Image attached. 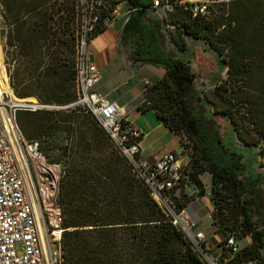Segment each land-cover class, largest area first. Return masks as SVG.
I'll return each mask as SVG.
<instances>
[{"label":"trees","instance_id":"1","mask_svg":"<svg viewBox=\"0 0 264 264\" xmlns=\"http://www.w3.org/2000/svg\"><path fill=\"white\" fill-rule=\"evenodd\" d=\"M128 1L133 10L120 36L128 57L165 68V74L147 86L145 100L178 139L183 134L189 140L188 145H183L179 139L181 149L189 152V159L175 188L182 199L177 200V205L186 206L197 197L195 192L204 195L205 187L199 175L209 173L210 199L217 217L214 222L219 228L233 232L237 241L251 238L250 243L240 247L224 264H242L247 259L264 264V224L259 225L254 219L262 200L261 190L253 179L244 175L241 155L222 144L219 123L214 117L204 116L207 107L199 103L193 86L196 74L188 63L166 50L161 23L145 20L149 0ZM0 2L4 4V0ZM48 2L7 0L8 14L16 23L8 33L11 59L14 64L19 60L11 72L8 69L9 84L17 97L35 96L41 103L66 105L76 98L74 30L78 11L75 0H61L56 12L64 16L60 15L59 25L54 28L55 14L53 8L47 7ZM216 14L217 11L210 17L192 16L185 2L176 4L162 20L182 34L203 38L223 55L224 48L215 37L224 41L239 36L256 11L236 13L238 17L230 14L225 19ZM167 15L172 18L168 19ZM105 29L98 27L93 37ZM251 29L252 36L240 34L242 46L236 52L239 59L249 52L257 53L264 44V17ZM66 52L70 55H65ZM46 59L49 60L46 70L39 71ZM225 63L227 78L213 90L226 105L221 113L230 118L240 141L257 145L264 136L255 126V119H250L252 125L240 126L232 111L244 107L249 116L255 114L253 89L248 79L250 69L232 55ZM76 112L89 116L96 124H90L86 136L73 128ZM34 115L41 123L39 135L50 136L60 130L72 133L69 143L60 147L65 162L58 182V204L63 216L61 264H205L167 220L91 114L81 108H65L38 110ZM25 120L18 118L23 130ZM61 124L65 126L60 128Z\"/></svg>","mask_w":264,"mask_h":264},{"label":"built area","instance_id":"2","mask_svg":"<svg viewBox=\"0 0 264 264\" xmlns=\"http://www.w3.org/2000/svg\"><path fill=\"white\" fill-rule=\"evenodd\" d=\"M78 16L74 36V84L76 98L69 104L15 101L9 84L3 46L0 42V77L6 89L0 91V264H61L62 209L58 204L60 166L49 163L36 139L20 132L16 113L20 110L81 108L103 128L118 152L126 159L167 220L182 233L205 264H224L240 249L236 236L228 232L224 241L212 247L198 221L175 189L189 159L187 150H170L155 161L140 157L142 131L122 111L117 101L97 90L102 71L90 59V43L98 27H109L133 8L128 0H75ZM227 0H149L153 11L164 16L178 3H188L192 16H213L215 5ZM167 28H173L165 24ZM4 73V75L2 74ZM151 103L143 100L138 111ZM186 161L184 160L185 157ZM242 264H255L247 259Z\"/></svg>","mask_w":264,"mask_h":264},{"label":"rangeland","instance_id":"3","mask_svg":"<svg viewBox=\"0 0 264 264\" xmlns=\"http://www.w3.org/2000/svg\"><path fill=\"white\" fill-rule=\"evenodd\" d=\"M47 7L53 8L52 11L55 14L53 17L52 26L54 28L58 27V21L64 16L62 12H56V8L58 6H61V0H48ZM71 1V0H69ZM144 2H147V0H143ZM248 1H255L253 2L255 4V10H256V16L251 20V22H248L245 24L244 29L240 34H244L247 37L252 36V29L251 27L259 22L260 19L264 17V0H227L223 2H218L216 4V17H222L225 19L227 15L233 14V9H236V6L239 4H251ZM7 0H4V4L0 2V42L3 46L4 51V60L6 63V70L7 75L9 77L8 69H13V60L11 59L12 55V47L9 45V38L8 33L13 30L16 26V23L12 19V17L8 14V9L6 8ZM54 5V6H52ZM234 9V10H235ZM154 13L153 11L148 12V18H154L158 19L157 15H161V11L157 10ZM164 16V14L162 13ZM236 17H238L237 14ZM147 18V17H146ZM167 18L170 19V15H167ZM56 21V22H55ZM120 24V21H117L115 26L113 27V30L116 29V27ZM53 28V29H54ZM165 29V28H164ZM171 32L166 33V40H165V47L166 50L173 53L172 56L174 57H182L183 60L188 63L190 70L194 72L195 74L198 73V76H196V79L194 80L193 86L195 89V93L197 97L199 98V103L201 105H204L207 107V109L204 111V116L206 118H212L214 117L215 120L219 123L220 126V133H221V139L222 144L225 148L229 150L236 151L239 153L243 159L244 165H245V172L244 175L249 176L251 179H253L257 187L261 190L262 200L259 202L256 210H255V216L254 219L257 221L259 225L264 224V139H261L257 145H247L240 141V139L237 137L236 131L234 130V126L230 121V118L227 115H224L221 113V111H224L226 108L225 104H222L218 96L213 92L216 85H218L221 80L220 77L225 74L223 79L227 78V65L225 63L226 58L229 57V55L235 56L240 62L246 64L250 71H249V81L250 85L253 89V106L255 108V114L253 116H249L244 110V107H241L239 111H235L234 108H232L233 115L235 117V120L237 123L242 125H252L250 123V119L254 118L256 121L255 126L261 131V135L264 136V44L260 45L259 51L257 53L249 52L248 54H244L242 59H239L240 57L237 56L236 52L238 49H240V46H242V35H237L236 37H228L227 40L222 41L220 37H215V41L224 48V54L225 59L223 58V55L218 54L215 50H213L209 45V47L214 51L213 53V59L214 61V67H213V73H206L208 67L210 66V63L207 62L208 60H205L206 64L205 66L202 65L201 72L199 68L195 66V63L192 61V57L187 50L184 43H182V33L179 29H171L168 28ZM187 35V34H186ZM187 39L189 44L196 45L197 43L203 42L207 43L206 40L203 38H193L190 35H187ZM239 41V44H238ZM118 44L120 49L122 50L123 42L121 39H118ZM183 45V46H182ZM240 45V46H239ZM183 48V49H182ZM174 51V52H173ZM65 55H70L68 52L64 53ZM72 57V55L70 56ZM19 61V60H18ZM18 61H15V66L17 65ZM49 63V60L46 59L44 62V66L40 68L39 71H45L46 65ZM1 64V63H0ZM70 65L72 63L70 62ZM1 66V65H0ZM73 67V65H72ZM224 69V70H223ZM226 69V70H225ZM109 68H105L103 72L107 74L109 72ZM4 75V73H2ZM213 75H215V78L217 79L216 84L215 80L212 79ZM4 82L1 80L0 77V87H2V84ZM227 86L229 85L226 83ZM5 87L6 84L4 83ZM229 87V86H228ZM15 100L21 101V102H35L39 101L35 96H26V97H17L15 95ZM40 102V101H39ZM215 111L217 113H215ZM38 113V111H30V110H20L17 112L16 115V123L20 130V132L23 134L25 138H32L39 141L41 146V151L46 157L47 162L49 163H55L60 166V169L65 168V162L64 159L61 157V146L66 145L69 143L70 135L72 133H69L68 131H54L50 136L47 134L39 135V127H41V123L36 120V116L34 114ZM76 123L73 125V128L76 130V132L81 131L84 136L87 135L88 128L90 124H95V122L87 115L82 114L80 112H76L75 114ZM22 117V119L25 120L24 129L21 127V123L18 122V118ZM41 116H39L40 118ZM156 120V116L151 111H147L145 113L138 112L137 118L134 120V124L138 128H147L148 126L152 125ZM96 125V124H95ZM65 125H59L60 128L64 127ZM252 127V126H249ZM179 139L182 141L183 145H188L189 140L186 138L185 135L180 134ZM263 148V154L259 152ZM181 150V146L176 148V152H179ZM185 157V156H184ZM185 157V161H186ZM202 182L203 186L205 185V194L200 195L199 193L195 192L196 198L192 200H196L198 203L203 204L204 206V214L206 216L198 220V228H201L202 231H204L205 236L207 237L208 241L209 239L214 241V243L217 244L224 241V238L228 234V230L219 228L218 225L214 222L217 221V217L215 218V210H214V203L210 199V180L209 177L206 175L202 176ZM251 242V238L249 236L245 237L244 239H240L238 241L239 247H243L247 243ZM216 248H212L211 252L213 253Z\"/></svg>","mask_w":264,"mask_h":264},{"label":"crops","instance_id":"4","mask_svg":"<svg viewBox=\"0 0 264 264\" xmlns=\"http://www.w3.org/2000/svg\"><path fill=\"white\" fill-rule=\"evenodd\" d=\"M251 4H239L236 9H233V14L236 13H248L255 10V1H248ZM153 11L147 9L145 14L146 21L157 20L161 23V32L164 39L167 37L166 33L171 32L163 22L164 16L157 15L158 19L153 17L148 18V12ZM156 13L155 11H153ZM147 17V18H146ZM128 17L122 16L107 27L102 33L96 36L90 43V52L92 54L93 61L102 71V78L97 85V90L107 95L110 99L118 102L122 111L129 120L134 123V120L138 116V105L146 99V88L148 85L156 82L165 74V68L161 65L152 64L149 62H138L131 60L126 51L125 47L122 46V50L119 47L118 39L121 36L122 28ZM120 21V24L113 30L116 22ZM165 28V29H164ZM174 29V28H171ZM167 31V32H166ZM182 43L186 46V50L192 54V61L195 66L199 68L201 72L202 65L205 66V60L210 63L207 69V74H214V51L208 46V43H197L196 45L189 44L186 34H182ZM166 40V39H165ZM174 52V51H173ZM173 55V53H171ZM180 59L183 60L182 57ZM109 68V72L105 74L103 70ZM224 70V69H223ZM226 70V69H225ZM198 76V73L196 74ZM225 74L220 77L223 80ZM212 79H216L213 75ZM217 79L215 80L216 84ZM147 111L153 112L156 116L154 109H147ZM142 135L139 140L140 157L150 162L155 161L163 153L176 150L180 146L179 139L174 135L161 120L156 116L155 122L147 128H140ZM203 175L209 177L211 182V176L205 172L199 175L200 179ZM202 180V179H201ZM205 187H207L205 185ZM210 189V185H209ZM197 199V198H196ZM189 215L196 221L205 217L203 204L198 203L196 200H191L187 205ZM201 230V228H199ZM210 245L214 249L217 247V241L214 243L210 240Z\"/></svg>","mask_w":264,"mask_h":264},{"label":"bare ground","instance_id":"5","mask_svg":"<svg viewBox=\"0 0 264 264\" xmlns=\"http://www.w3.org/2000/svg\"><path fill=\"white\" fill-rule=\"evenodd\" d=\"M4 89H6V87H5L4 83H3V84H2V87H0V91H2V90H4ZM15 101H17V100H15Z\"/></svg>","mask_w":264,"mask_h":264},{"label":"water","instance_id":"6","mask_svg":"<svg viewBox=\"0 0 264 264\" xmlns=\"http://www.w3.org/2000/svg\"><path fill=\"white\" fill-rule=\"evenodd\" d=\"M91 60H93L92 56L90 57Z\"/></svg>","mask_w":264,"mask_h":264}]
</instances>
